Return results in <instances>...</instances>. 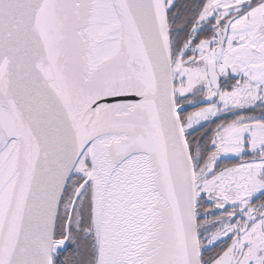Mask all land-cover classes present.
Instances as JSON below:
<instances>
[{
	"label": "snow or ice",
	"instance_id": "snow-or-ice-1",
	"mask_svg": "<svg viewBox=\"0 0 264 264\" xmlns=\"http://www.w3.org/2000/svg\"><path fill=\"white\" fill-rule=\"evenodd\" d=\"M0 264H264V0H0Z\"/></svg>",
	"mask_w": 264,
	"mask_h": 264
},
{
	"label": "flooded vegetation",
	"instance_id": "flooded-vegetation-1",
	"mask_svg": "<svg viewBox=\"0 0 264 264\" xmlns=\"http://www.w3.org/2000/svg\"><path fill=\"white\" fill-rule=\"evenodd\" d=\"M178 2H179L180 4H184V3H186V0H178ZM247 114L254 115L255 113H247ZM256 115H259V113H256ZM210 124H212V123H209L208 126H210ZM227 159H228L231 163H233V165L242 162L241 160H239V159H235V158H227ZM245 159H248V157H245ZM226 161H227L226 159H223V160H222V163H221V166H224V163H225ZM257 195H259V194H257ZM255 202H256V203H260L261 201H260L259 199H257ZM212 254L214 255L215 253H212ZM61 259H63V257H61Z\"/></svg>",
	"mask_w": 264,
	"mask_h": 264
},
{
	"label": "rangeland",
	"instance_id": "rangeland-1",
	"mask_svg": "<svg viewBox=\"0 0 264 264\" xmlns=\"http://www.w3.org/2000/svg\"><path fill=\"white\" fill-rule=\"evenodd\" d=\"M255 114L254 115H256V113H259V111L257 110L256 112H254ZM247 114V113H246ZM227 117L228 118H231L232 117V114L231 113H229V114H227ZM224 159H226L227 161L224 163V165H227V166H232L233 165V163H231L227 158H224Z\"/></svg>",
	"mask_w": 264,
	"mask_h": 264
},
{
	"label": "trees",
	"instance_id": "trees-1",
	"mask_svg": "<svg viewBox=\"0 0 264 264\" xmlns=\"http://www.w3.org/2000/svg\"><path fill=\"white\" fill-rule=\"evenodd\" d=\"M260 114V113H259ZM209 128H213L214 129V127H215V124L214 123H212V124H210V126H208ZM209 134H211V133H209Z\"/></svg>",
	"mask_w": 264,
	"mask_h": 264
}]
</instances>
